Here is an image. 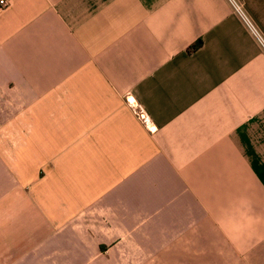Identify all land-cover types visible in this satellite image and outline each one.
Instances as JSON below:
<instances>
[{"label": "crops", "instance_id": "obj_1", "mask_svg": "<svg viewBox=\"0 0 264 264\" xmlns=\"http://www.w3.org/2000/svg\"><path fill=\"white\" fill-rule=\"evenodd\" d=\"M5 1L0 264H264V0Z\"/></svg>", "mask_w": 264, "mask_h": 264}, {"label": "built area", "instance_id": "obj_2", "mask_svg": "<svg viewBox=\"0 0 264 264\" xmlns=\"http://www.w3.org/2000/svg\"><path fill=\"white\" fill-rule=\"evenodd\" d=\"M7 5V2L5 0H0V7H5ZM238 10V8H237ZM239 15H241L243 17V19L245 20L246 24L250 27V30L252 31V33L254 34L255 38L257 39V41L261 44V46L264 48V43L262 42V40L259 38V36L256 34V32L252 29V27L250 26V24L247 22V20L245 19V17L241 14L240 10H238ZM141 118L143 117L142 115L140 116ZM150 125H148L149 127Z\"/></svg>", "mask_w": 264, "mask_h": 264}, {"label": "trees", "instance_id": "obj_3", "mask_svg": "<svg viewBox=\"0 0 264 264\" xmlns=\"http://www.w3.org/2000/svg\"><path fill=\"white\" fill-rule=\"evenodd\" d=\"M199 46V41L192 45L190 49L194 50Z\"/></svg>", "mask_w": 264, "mask_h": 264}]
</instances>
